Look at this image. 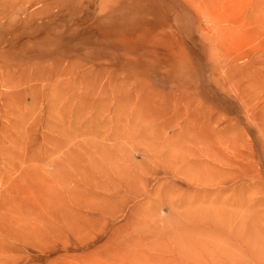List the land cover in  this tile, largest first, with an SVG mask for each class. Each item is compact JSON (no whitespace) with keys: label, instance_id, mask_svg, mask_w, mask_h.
<instances>
[{"label":"rangeland","instance_id":"1","mask_svg":"<svg viewBox=\"0 0 264 264\" xmlns=\"http://www.w3.org/2000/svg\"><path fill=\"white\" fill-rule=\"evenodd\" d=\"M0 264H264V0H0Z\"/></svg>","mask_w":264,"mask_h":264},{"label":"bare ground","instance_id":"2","mask_svg":"<svg viewBox=\"0 0 264 264\" xmlns=\"http://www.w3.org/2000/svg\"><path fill=\"white\" fill-rule=\"evenodd\" d=\"M137 24H138V23H137ZM141 27H142V26H141ZM137 34H138V33H137ZM142 34H143V33L140 32L141 37H142ZM146 35H148L149 38L152 39V40H155V39L157 38L155 32H154V33L150 32V34H149V33H148V34L146 33ZM155 37H156V38H155ZM145 38H146V37H145ZM154 43H155V41H154ZM260 68H261V67H260ZM257 70H258V69H257ZM241 73H242V72H241ZM256 73H257V72H256ZM253 75H254V74H253ZM256 76H257V75H256ZM251 77H253V76H251Z\"/></svg>","mask_w":264,"mask_h":264}]
</instances>
